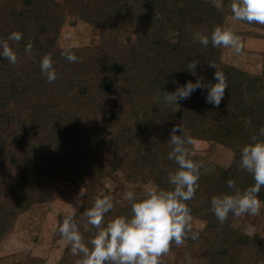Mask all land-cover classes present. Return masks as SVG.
I'll use <instances>...</instances> for the list:
<instances>
[{
	"label": "trees",
	"instance_id": "1",
	"mask_svg": "<svg viewBox=\"0 0 264 264\" xmlns=\"http://www.w3.org/2000/svg\"><path fill=\"white\" fill-rule=\"evenodd\" d=\"M229 2L222 0L216 6L212 0H18L15 4L0 0V39L14 30L23 34L21 41L11 42L17 63L0 57V242L33 204L81 188L86 194L79 208L60 215L58 226L72 215L84 239H90L96 229L87 224L84 211L103 194L113 198V208L102 226L116 216L130 215L131 203L124 198L130 185L152 182L171 187L168 174L177 164L167 158L172 147L168 138L173 126L182 124L193 140L188 146L191 158L203 161L199 187L187 202L193 230L203 228L198 239L189 237L180 246L172 243V257L163 255L161 264L264 262L262 230H241L233 223L240 217L231 213L220 223L210 204L213 195L231 191L229 178L241 189L254 183L252 175L239 167L240 150L264 127V73L226 62L223 46L205 47L193 38L197 31L210 34L215 26L225 27L232 15ZM65 13L100 32L98 45L73 48L79 62H69L56 43ZM125 22L134 25L132 32L125 30ZM242 22L253 28L243 34L264 39V25ZM29 41L32 51L27 53ZM48 53L57 72L51 83L40 70V59ZM192 61H198L196 72L204 81H214L215 68L209 61L224 72L228 88L218 106L206 102V88L178 104L158 97L177 84L195 81L186 67ZM150 113L153 120L145 116ZM194 140L208 143L203 156L193 154ZM218 144L232 151V159L208 170ZM107 179L120 183L111 190L104 184ZM258 198L259 214L264 216V187ZM118 199L125 205L118 208ZM58 226L55 234L61 237ZM78 259L66 243L58 264H76ZM12 264L38 263L28 256Z\"/></svg>",
	"mask_w": 264,
	"mask_h": 264
},
{
	"label": "clouds",
	"instance_id": "2",
	"mask_svg": "<svg viewBox=\"0 0 264 264\" xmlns=\"http://www.w3.org/2000/svg\"><path fill=\"white\" fill-rule=\"evenodd\" d=\"M231 10L236 21L264 25V0H233ZM22 38L23 34L14 30L7 38L0 39V57L15 65L18 57L11 42H19ZM193 38L205 47L211 43L213 47H231L236 52L240 51L238 35L223 26H215L210 34L197 31ZM74 47L69 44L61 50V55L69 62L80 60L73 51ZM24 50L27 53L32 51L31 41ZM197 63L192 61L186 66L196 77L195 81L189 79L183 85L177 84L173 91H166L165 103L178 104L197 89L206 88V102L216 106L220 104L228 88L224 72L209 61L210 66L215 68L214 81H204L196 72ZM40 70L49 83L57 79L50 53L41 57ZM245 123L250 124L251 120ZM168 143L172 147L167 158L177 164V168L168 174L171 187L164 189L154 185L148 187L140 197L132 190L126 191L124 198L131 203L130 215L116 216L105 226H102L104 217L113 208V198L108 194L98 195L84 211L87 224L96 229L87 241L72 215L66 216L59 224L58 232L70 246L71 253L80 257L76 264H161L160 258L169 251L172 243L180 246L189 237L193 240L199 238L203 225L193 230L191 209L187 202L195 196L199 187L203 161L191 158L188 146L193 140L185 133L182 124L173 126ZM239 167L252 175L254 183L241 189L229 178L227 188L231 191L211 197V211L220 223L228 219L229 213L234 216L256 215L262 206L258 194L264 187V127L242 146ZM85 194L81 188L77 199Z\"/></svg>",
	"mask_w": 264,
	"mask_h": 264
},
{
	"label": "rangeland",
	"instance_id": "3",
	"mask_svg": "<svg viewBox=\"0 0 264 264\" xmlns=\"http://www.w3.org/2000/svg\"><path fill=\"white\" fill-rule=\"evenodd\" d=\"M14 4L18 0H9ZM216 6L222 5V0H212ZM233 0H230L228 9L231 10ZM225 27L237 32L240 43V51L236 52L231 47H224L223 59L246 71L263 74L264 73V39L243 34V31L253 29L251 26L236 21L232 15H228ZM134 25L125 22V30L132 32ZM260 31L259 29H255ZM57 45L64 48L69 44L78 46L98 45L100 43V32L98 27L77 18L71 14L65 13L63 16V25L57 38ZM165 94H159L158 97L164 101ZM169 104V103H167ZM146 111V110H142ZM153 120V113L145 114ZM196 156H203L208 147V143L204 140H194ZM216 150L210 158L208 170L215 164L227 165L233 156L232 151L222 144L216 145ZM211 167V168H210ZM119 180L122 182V173H119ZM119 181L114 179L105 180L104 184L109 189H114L119 185ZM155 184L148 182L147 184L134 183L130 185V189L137 194H143L144 191ZM81 189L64 193L63 195L42 203L33 204L28 210L21 213L14 223L13 229L6 234L0 242V264H12L17 260H25L28 256L35 257V263L39 264L42 260L43 264H58L66 241L62 237L55 234L59 223V216L66 215L76 211L81 203L82 198L77 199ZM83 190V189H82ZM125 201L118 199L117 207L125 205ZM258 212L256 215L239 216L234 219L235 226L248 233H253L256 229L262 230L261 239L264 241V216ZM168 251L164 256L172 257V253ZM264 264V262L260 263Z\"/></svg>",
	"mask_w": 264,
	"mask_h": 264
}]
</instances>
